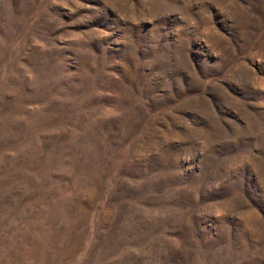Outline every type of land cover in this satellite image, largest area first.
Listing matches in <instances>:
<instances>
[{
  "label": "rangeland",
  "instance_id": "374dc122",
  "mask_svg": "<svg viewBox=\"0 0 264 264\" xmlns=\"http://www.w3.org/2000/svg\"><path fill=\"white\" fill-rule=\"evenodd\" d=\"M0 264H264V0H0Z\"/></svg>",
  "mask_w": 264,
  "mask_h": 264
}]
</instances>
